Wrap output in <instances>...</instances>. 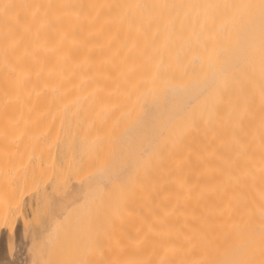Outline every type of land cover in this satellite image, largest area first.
<instances>
[{"label":"bare ground","instance_id":"6f19581e","mask_svg":"<svg viewBox=\"0 0 264 264\" xmlns=\"http://www.w3.org/2000/svg\"><path fill=\"white\" fill-rule=\"evenodd\" d=\"M25 165L40 236L8 219ZM63 243L264 264V0H0V264Z\"/></svg>","mask_w":264,"mask_h":264},{"label":"rangeland","instance_id":"374dc122","mask_svg":"<svg viewBox=\"0 0 264 264\" xmlns=\"http://www.w3.org/2000/svg\"><path fill=\"white\" fill-rule=\"evenodd\" d=\"M32 169L34 168L31 165H25V167H23L21 170H18L19 172H17V180H23L20 188L21 190H24V192L15 199L13 203L14 207L9 208L8 219H10L14 224L21 222L27 226L30 231H32L33 228L38 229L40 227L41 229H38L39 232L37 231L36 233L35 229L32 231L34 232L32 234H36L35 236H40V232L42 230L41 225L44 221L43 219L48 213V206L46 203H49V198H51V194H48L54 187L53 184L50 187L47 186L46 181L44 180L40 181L33 178ZM25 178H27V180ZM43 185H46V189L44 190L42 189ZM47 190L48 194L45 195L44 193ZM71 251L72 249L68 246V244L63 243L62 246L57 247V249H53L51 252L52 256L47 257V259L45 258L44 261L46 260V264H66L67 260L68 264V261L71 258L68 259L67 255L70 254ZM46 252L47 251L43 252L42 254H45ZM47 255L48 254H46V256Z\"/></svg>","mask_w":264,"mask_h":264}]
</instances>
